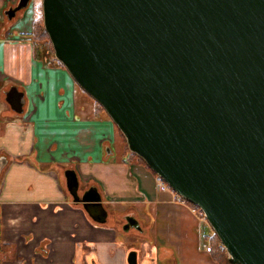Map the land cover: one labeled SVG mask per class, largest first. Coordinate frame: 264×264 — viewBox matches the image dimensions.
Instances as JSON below:
<instances>
[{
    "label": "water",
    "instance_id": "obj_1",
    "mask_svg": "<svg viewBox=\"0 0 264 264\" xmlns=\"http://www.w3.org/2000/svg\"><path fill=\"white\" fill-rule=\"evenodd\" d=\"M42 11L55 58L129 150L204 212L230 264H264V0H42ZM6 100L23 111L16 86ZM65 174L104 222L98 190L80 195Z\"/></svg>",
    "mask_w": 264,
    "mask_h": 264
},
{
    "label": "crops",
    "instance_id": "obj_2",
    "mask_svg": "<svg viewBox=\"0 0 264 264\" xmlns=\"http://www.w3.org/2000/svg\"><path fill=\"white\" fill-rule=\"evenodd\" d=\"M18 1L0 0V264H129L131 251L137 264H218L194 230L200 218L121 151L117 126L67 69L35 53L31 9L8 18ZM13 86L21 113L6 100ZM69 169L79 193H100L104 222L74 200ZM129 217L137 226L125 229Z\"/></svg>",
    "mask_w": 264,
    "mask_h": 264
},
{
    "label": "rangeland",
    "instance_id": "obj_3",
    "mask_svg": "<svg viewBox=\"0 0 264 264\" xmlns=\"http://www.w3.org/2000/svg\"><path fill=\"white\" fill-rule=\"evenodd\" d=\"M26 9H29L28 11H30V9H31V11H32V14H33V21H32L33 26H34L36 21H43L42 0H31L30 3H29V6L26 7ZM11 22H12V20H11ZM8 26H9V24L7 25V27ZM31 40L34 43H36L35 40L32 37H31ZM49 44L50 43H48L46 39L38 42V45H39L40 49H42L43 51L47 52V55H48L49 58H55L54 49H53V52H52V48H51L52 46L49 45ZM125 140L126 139L123 140L121 137L118 139V142L120 143L121 151L123 153H125L126 151L129 152V153H132L129 150L128 144H127V142ZM147 167L149 168L150 171H152L155 175H157L148 165H147ZM157 177H158V180L162 181V179H160V177L158 175H157ZM157 187H158V190H160V191L163 190V189H161L160 184ZM165 191H173V190L168 186L167 190H165ZM162 193H164V192H162ZM174 193L176 195V200L177 201L181 202L192 213H194L198 218H200L199 213H198L199 210L194 212L190 202H188L187 204H184L182 202V199L180 198V196L176 192H174ZM201 217L202 218H200V220L192 218V221H195L196 227H195L194 230H196V233L199 235L200 240H202L203 245L206 246V250H207L208 246H210V248L212 246L210 238L214 235V230L210 226V224L208 223L207 219L204 216H202V215H201ZM208 252H210V251H208ZM227 256H228V254H227ZM159 263L160 264H168V262L166 260H161V259H160Z\"/></svg>",
    "mask_w": 264,
    "mask_h": 264
},
{
    "label": "trees",
    "instance_id": "obj_4",
    "mask_svg": "<svg viewBox=\"0 0 264 264\" xmlns=\"http://www.w3.org/2000/svg\"><path fill=\"white\" fill-rule=\"evenodd\" d=\"M23 9H26V8H23ZM31 37L36 42L35 43V53L36 54H37V52H38V50L40 48L39 45H38L39 41H42V40L46 39L47 42L50 43L49 45L52 46V43H51V41L49 39V36H48V34H47L46 30H45L43 21H36L35 22V24L33 26L32 33H31ZM51 48H52V52H53V46ZM56 61H57L58 64L63 66V64L60 61H58L57 59H56ZM94 102H95V113L96 114H100L102 112H105L103 107L98 102H96L95 100H94ZM118 131H119L120 137L124 140L125 139L124 135L121 133V131L119 129H118ZM129 155L131 157L135 158L137 161H140V162H142L143 164H145L147 166L146 162L141 157L136 155L135 153H130ZM210 241L212 243V246H211V249H210L211 257L218 264H230V262L228 260V256H227V250L225 249V247L221 243V241H220L219 237L217 236V234L214 233V235L210 238Z\"/></svg>",
    "mask_w": 264,
    "mask_h": 264
},
{
    "label": "built area",
    "instance_id": "obj_5",
    "mask_svg": "<svg viewBox=\"0 0 264 264\" xmlns=\"http://www.w3.org/2000/svg\"><path fill=\"white\" fill-rule=\"evenodd\" d=\"M160 179H161V178H160ZM158 182H159V184H160V186H161V189H163V190H167L168 185H167L163 180H162V181L158 180ZM180 198L182 199V202H183L184 204H187V203H188V201H187L185 198H183L182 196H180ZM191 205H192V209H193L194 212H196V211L199 210L198 213H199L200 218H202L201 215L205 217L204 212H203L198 206L193 205V204H191ZM205 218H206V217H205ZM210 249H211L210 246H208V247H207V250L210 251Z\"/></svg>",
    "mask_w": 264,
    "mask_h": 264
},
{
    "label": "flooded vegetation",
    "instance_id": "obj_6",
    "mask_svg": "<svg viewBox=\"0 0 264 264\" xmlns=\"http://www.w3.org/2000/svg\"><path fill=\"white\" fill-rule=\"evenodd\" d=\"M80 195H82L81 193H79ZM128 224V221L124 223V226Z\"/></svg>",
    "mask_w": 264,
    "mask_h": 264
}]
</instances>
